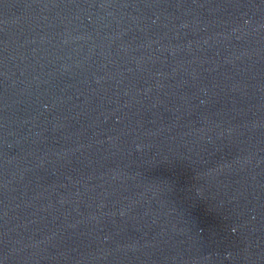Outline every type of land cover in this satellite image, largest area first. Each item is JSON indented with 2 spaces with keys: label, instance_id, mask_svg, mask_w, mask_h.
Returning <instances> with one entry per match:
<instances>
[{
  "label": "water",
  "instance_id": "95a60500",
  "mask_svg": "<svg viewBox=\"0 0 264 264\" xmlns=\"http://www.w3.org/2000/svg\"><path fill=\"white\" fill-rule=\"evenodd\" d=\"M0 264H264V0H0Z\"/></svg>",
  "mask_w": 264,
  "mask_h": 264
}]
</instances>
